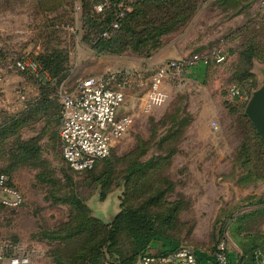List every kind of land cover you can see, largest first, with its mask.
Returning a JSON list of instances; mask_svg holds the SVG:
<instances>
[{"label": "rangeland", "instance_id": "rangeland-1", "mask_svg": "<svg viewBox=\"0 0 264 264\" xmlns=\"http://www.w3.org/2000/svg\"><path fill=\"white\" fill-rule=\"evenodd\" d=\"M259 1L146 0L138 4L140 20L149 23L141 44L105 51L97 49L100 27L91 21L98 0H0V171L24 196L19 209L0 212V248L11 241L30 251L31 264H55L54 256L72 255L77 243L48 233L83 222L89 234L77 259L84 255L88 264L115 215L144 208L156 242L198 252L201 264H212L223 242L231 259L256 264L250 256L264 246V142L244 109L264 74ZM166 12L180 16L172 28L157 31L168 22ZM219 47L222 65L197 67L186 86L170 89L150 113L140 109L141 93L130 91L126 111L133 126L93 172L66 167L56 112L61 90L117 69L142 70L148 78L161 54L166 60L207 56ZM17 60H37L49 78L19 72ZM30 147L31 155L24 151ZM75 201L101 230L77 214ZM128 246L122 237L119 250L125 254ZM104 255L105 263L115 261Z\"/></svg>", "mask_w": 264, "mask_h": 264}, {"label": "built area", "instance_id": "built-area-1", "mask_svg": "<svg viewBox=\"0 0 264 264\" xmlns=\"http://www.w3.org/2000/svg\"><path fill=\"white\" fill-rule=\"evenodd\" d=\"M138 0H98L94 8L97 13L104 8L119 9L112 28H118V20L124 18ZM75 7L80 8L77 2ZM258 7L264 12V0ZM106 36V34H104ZM226 60L223 48L210 55L194 54L179 59H169L154 66L148 78L142 70L117 69L77 81L71 90L59 93V141L62 159L68 169L75 173L91 171L101 160L108 158L113 148L133 126V114L126 111L128 93L140 92L139 104L143 113H150L169 97L170 89L187 85L188 74L199 66L211 62L222 64ZM16 69L41 80H47L36 61L18 60ZM240 95L238 90H231ZM210 127H216L211 122ZM24 204V196L11 177L0 173V212L16 210ZM264 237V230L261 232ZM0 259L7 264H31L30 251L10 242L0 248ZM212 264H228L225 244L221 242L212 254ZM139 264H201L196 253L186 247H178L162 254L144 256Z\"/></svg>", "mask_w": 264, "mask_h": 264}, {"label": "trees", "instance_id": "trees-1", "mask_svg": "<svg viewBox=\"0 0 264 264\" xmlns=\"http://www.w3.org/2000/svg\"><path fill=\"white\" fill-rule=\"evenodd\" d=\"M146 0H138V2L131 7L130 11L127 12L123 19L118 20V28L113 29L112 25L116 21V15L118 14L119 9L116 7H110V8H104L102 12L97 13L95 12V16L91 17V21L95 22L100 27V40L97 42V49L98 50H105V51H117L122 49V47L127 43L128 45H132L136 42V44H141L143 40V35L145 32L146 26L149 25V23L140 20L143 19L142 13L144 8H140L138 4H141L142 2H145ZM144 4V3H143ZM162 15L168 16L167 23H164L162 27H158L156 30L160 31L162 29L172 28L174 24L177 22L175 19H177L179 15L178 12L170 14L169 12L162 13ZM113 32H116L117 34L119 32H122L120 37L118 35H112ZM106 34V36H104ZM128 36L126 37V35ZM18 61V60H17ZM15 61V67L16 62ZM37 62V60H36ZM37 64H39L37 62ZM223 64V63H222ZM219 64V65H222ZM209 65H216L214 62H211ZM40 67V65H39ZM41 72L42 76L46 75L49 78V74L44 71L42 67ZM59 115V114H58ZM59 119V117H58ZM255 135L262 140L256 133ZM28 149V150H27ZM24 151L28 152L30 155L33 153V148H26ZM112 153V152H111ZM111 155V154H110ZM25 157L29 158L30 156L25 154ZM108 159V158H106ZM104 159V160H106ZM104 160L99 161L94 168L85 173H91L93 172L96 167L103 162ZM70 170V169H69ZM71 171V170H70ZM0 173H5V171H0ZM9 175V174H7ZM10 176V175H9ZM75 211L77 214H81L86 218H90L88 216V210L85 207L83 203L80 201H75ZM94 224L98 225V228L101 230L100 222L89 219ZM85 224H76L66 230L57 231L54 233H48L47 235L49 238L53 240L63 241L65 243L67 242H73L77 243L75 252L70 256H63V255H57L54 256L55 264H83L85 263L86 259L79 260L80 251L83 249L85 252V241L87 238V235L89 233L85 230ZM98 234L100 233L97 232ZM64 234V235H63ZM124 237L128 241V249L126 253H122L119 250V242L120 239ZM158 231L154 227V225L151 223V221L148 219L147 214L144 210V208H137V209H125L121 213H119L115 219L113 224L109 227V230L106 232L105 239H103V242L100 244H97L93 247V252L91 253L90 260L87 261L88 264H136L139 263L141 258H143L146 255H149V250L151 249L153 243L156 242V239L158 238ZM261 240L264 242V237L260 234ZM80 240L81 245H80ZM169 241V240H167ZM14 244V243H13ZM16 245V243H15ZM175 249V248H174ZM172 249V250H174ZM172 250H165L161 251L158 254L167 253ZM82 251L81 255L84 253ZM104 252L109 253L110 256H113L115 258V261H108V263H105L103 260H105ZM56 254V253H55ZM196 256L201 262V257L196 253ZM205 257V255H201ZM228 256V264H243L239 263L240 261H235ZM209 258V257H207ZM213 257L211 256V262ZM251 261H253L256 264H263L262 261L264 260V246L262 249L258 248L255 249L252 252V255L250 256ZM203 260V259H202Z\"/></svg>", "mask_w": 264, "mask_h": 264}, {"label": "water", "instance_id": "water-1", "mask_svg": "<svg viewBox=\"0 0 264 264\" xmlns=\"http://www.w3.org/2000/svg\"><path fill=\"white\" fill-rule=\"evenodd\" d=\"M244 115L264 142V74L261 85L251 94L245 106Z\"/></svg>", "mask_w": 264, "mask_h": 264}, {"label": "crops", "instance_id": "crops-1", "mask_svg": "<svg viewBox=\"0 0 264 264\" xmlns=\"http://www.w3.org/2000/svg\"><path fill=\"white\" fill-rule=\"evenodd\" d=\"M168 56L166 55V54H161V55H159V56H157L156 58H154V64H153V67L154 66H156L157 64H159L160 62H162V61H165L166 60V58H167ZM198 69L196 68V69H193V70H191L190 72H189V74H188V81L191 79V78H193L194 77V75H196V74H198L199 73V70L197 71ZM59 110H60V107H59V109L57 108V114H59ZM17 210V209H16ZM4 211H6V210H4ZM8 211H10V210H8ZM8 242H10V243H13V242H11V241H8ZM15 244V243H14ZM160 244V245H159ZM175 244H171V243H168V242H166V243H161V242H155V243H153V245H152V247H151V249L149 250V253L150 254H158L159 252H161V251H165V250H170V249H172V248H174L175 246H174ZM2 260V259H1ZM4 261V260H3ZM6 262V261H5ZM137 264H139V263H137Z\"/></svg>", "mask_w": 264, "mask_h": 264}, {"label": "bare ground", "instance_id": "bare-ground-1", "mask_svg": "<svg viewBox=\"0 0 264 264\" xmlns=\"http://www.w3.org/2000/svg\"><path fill=\"white\" fill-rule=\"evenodd\" d=\"M198 253V252H197Z\"/></svg>", "mask_w": 264, "mask_h": 264}]
</instances>
